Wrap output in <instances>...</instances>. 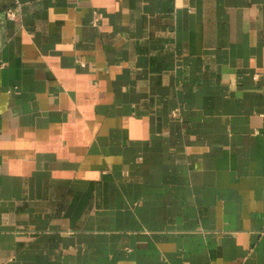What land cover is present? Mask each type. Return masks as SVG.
<instances>
[{"label":"crops","instance_id":"1","mask_svg":"<svg viewBox=\"0 0 264 264\" xmlns=\"http://www.w3.org/2000/svg\"><path fill=\"white\" fill-rule=\"evenodd\" d=\"M0 264H264V0H0Z\"/></svg>","mask_w":264,"mask_h":264},{"label":"built area","instance_id":"2","mask_svg":"<svg viewBox=\"0 0 264 264\" xmlns=\"http://www.w3.org/2000/svg\"><path fill=\"white\" fill-rule=\"evenodd\" d=\"M5 16L8 18V19H11V20H16L18 18V14L11 8H7L5 10ZM98 21V18L97 16H95L93 19H92V23L93 24H96Z\"/></svg>","mask_w":264,"mask_h":264}]
</instances>
